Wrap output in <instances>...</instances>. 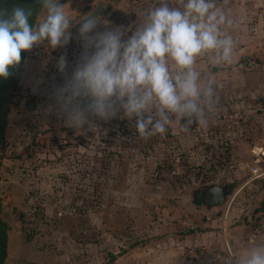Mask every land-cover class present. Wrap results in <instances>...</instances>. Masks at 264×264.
<instances>
[{
  "label": "rangeland",
  "instance_id": "1",
  "mask_svg": "<svg viewBox=\"0 0 264 264\" xmlns=\"http://www.w3.org/2000/svg\"><path fill=\"white\" fill-rule=\"evenodd\" d=\"M13 2L7 7L8 0H0V5L6 3L3 7L10 11L19 4ZM235 2L253 4L247 13L252 22H244L246 13L236 5L238 10L228 13L234 15V25L225 29L236 41L233 63L213 66L207 57L198 61L200 71L214 74L216 89L215 110L203 127L187 132L173 127L143 139L122 113L108 121L93 119L83 129L67 127L52 96L64 76L57 72L47 80L23 81L26 60L40 56V45L27 51L17 83L16 72L0 79V218L8 229L4 264H114L125 236L133 244V232L165 225L159 219L194 232L192 224L206 222L215 207L203 201L212 187L230 189L226 202L235 192L258 195L261 188L241 184L264 181V0ZM114 4L116 0H107L105 7H92L109 23L98 31L123 18L137 23L149 7L134 4L130 14L124 10L129 5L122 9ZM86 9L83 5L78 21L90 13ZM78 40L56 49L43 46L55 56L66 54L69 75L82 52ZM38 86L43 99L26 95L39 91ZM235 111L244 115L238 132L224 123ZM236 205L242 217L261 206Z\"/></svg>",
  "mask_w": 264,
  "mask_h": 264
},
{
  "label": "clouds",
  "instance_id": "2",
  "mask_svg": "<svg viewBox=\"0 0 264 264\" xmlns=\"http://www.w3.org/2000/svg\"><path fill=\"white\" fill-rule=\"evenodd\" d=\"M39 3L44 15L34 26L31 9H0V79L19 66L22 52L70 42L74 22L66 5ZM79 22L82 52L70 75L66 54L58 58L64 83L52 92L67 127L83 129L93 119L108 121L120 113L143 139L173 127L187 132L192 125H207L215 110L214 74L200 71L198 61L207 57L210 65H230L236 47L225 31L234 21L218 0H154L134 30L98 31L107 22L92 12ZM237 264H264V244L248 248Z\"/></svg>",
  "mask_w": 264,
  "mask_h": 264
},
{
  "label": "crops",
  "instance_id": "3",
  "mask_svg": "<svg viewBox=\"0 0 264 264\" xmlns=\"http://www.w3.org/2000/svg\"><path fill=\"white\" fill-rule=\"evenodd\" d=\"M103 2L107 3V0H66V2L63 3V5H66L70 19L74 22L69 29L72 34L71 41L79 39L78 35L76 36V34H78L76 32H78L80 27V22L77 20V14L82 6H87V9L91 12L94 4H97L98 7L96 8L98 9L102 6ZM116 2L117 4L114 5H118V8L122 9L124 3L129 5L130 7L124 10H130V14H134V10H136L134 4L140 5L148 3L150 7L154 3V0H116ZM218 4L228 13H234L237 11L238 8H236V5H239L240 10L243 9L244 13H246L245 19H248L244 22H252L251 16H247V13L253 12L254 6L252 3L243 2L239 4L235 2V0H218ZM43 15L44 14L41 12L38 19L43 18ZM232 19L236 20L234 15L232 16ZM101 20L102 22L108 21L106 19ZM108 24V22L101 23L98 25L97 30L106 27ZM45 44L40 45V48L42 47V49L40 50L41 53L37 59L31 58L26 60L23 81H28L37 77L47 80V75L50 74L51 77H54L55 73H60L56 67L59 56H55L53 53H48L43 48V46L45 47ZM67 62L66 71L69 70V58H67ZM256 169L257 171L259 170L258 168ZM259 180L260 179H252L241 184V187L245 188L248 186L252 188H261L258 195L254 194V196L252 195L250 197H240V194L235 192L230 196L227 202L225 200L226 203H224V205H215V207L212 208L213 211L208 212L210 215L207 216L206 222L204 221L202 223V221H199L200 223L198 224H192L194 232L184 231L185 229L180 230L176 228L173 223L167 222L160 227L145 231L139 229L136 233L133 232V234H136L133 235L136 239L133 244H129L131 239L130 237L125 236L122 244L124 249L121 251V254L114 257L113 263L211 264L214 254L216 252H221L225 255H231L232 260L229 264H237L239 259L246 254L248 248L264 244V181ZM207 199L205 202L206 205L212 206L208 203ZM241 201H244V204L247 203L246 209L248 207L252 209L258 204H261V206L253 211L250 210L244 215V217H242L243 213H239L241 212V209L236 205ZM118 232H121V230H118ZM190 248L196 249L200 253L201 259L199 261L190 258L188 255V250Z\"/></svg>",
  "mask_w": 264,
  "mask_h": 264
},
{
  "label": "built area",
  "instance_id": "4",
  "mask_svg": "<svg viewBox=\"0 0 264 264\" xmlns=\"http://www.w3.org/2000/svg\"><path fill=\"white\" fill-rule=\"evenodd\" d=\"M137 23L133 22L132 19H120L118 21L117 26H124L126 28H129L131 30H134L135 26ZM128 35H131V31H129ZM126 38V37H125ZM39 91L34 92L35 90H29L26 92L27 96H32L36 100H41L44 97V92L41 90V87L38 86L37 88ZM244 121V115L240 111H235L231 114H228L225 119L224 123L229 131L232 132H238L243 124ZM254 174L257 173V169H254ZM160 221L164 222L165 224L167 223L166 220L164 219H159ZM188 255L190 256L191 259L195 261H199L201 259L200 253L193 248H190L188 250ZM231 255L227 254L225 255L224 253L221 252H216L213 256L211 264H229L231 262Z\"/></svg>",
  "mask_w": 264,
  "mask_h": 264
},
{
  "label": "trees",
  "instance_id": "5",
  "mask_svg": "<svg viewBox=\"0 0 264 264\" xmlns=\"http://www.w3.org/2000/svg\"><path fill=\"white\" fill-rule=\"evenodd\" d=\"M9 3L14 4L13 0H8V5ZM6 3L4 5H0V9H5ZM18 6L24 7L25 9H31L33 12V15L29 19V23L32 24L33 26L35 25V19H36V13L37 11L42 7V5L39 3V0H19ZM2 7V8H1ZM27 56V52H22L21 53V62L18 67H14L11 70V73L16 75V80L15 83L18 82L19 80V74L21 72V66L22 63L25 60V57ZM18 78V79H17ZM0 143H1V135H0ZM217 187V186H216ZM8 229L5 225V223L1 220L0 218V264H4L6 258H7V240H8Z\"/></svg>",
  "mask_w": 264,
  "mask_h": 264
},
{
  "label": "water",
  "instance_id": "6",
  "mask_svg": "<svg viewBox=\"0 0 264 264\" xmlns=\"http://www.w3.org/2000/svg\"><path fill=\"white\" fill-rule=\"evenodd\" d=\"M33 104L30 103L29 107L32 108ZM193 127L196 125H192ZM230 193V190L226 191L222 187H212L209 190L208 203L211 205H224L227 194Z\"/></svg>",
  "mask_w": 264,
  "mask_h": 264
},
{
  "label": "flooded vegetation",
  "instance_id": "7",
  "mask_svg": "<svg viewBox=\"0 0 264 264\" xmlns=\"http://www.w3.org/2000/svg\"><path fill=\"white\" fill-rule=\"evenodd\" d=\"M227 188L225 187L224 188V190H226ZM210 190V189H209ZM209 190H207L206 192H205V195L203 196V201L204 202H206V199L208 198V196H209Z\"/></svg>",
  "mask_w": 264,
  "mask_h": 264
}]
</instances>
